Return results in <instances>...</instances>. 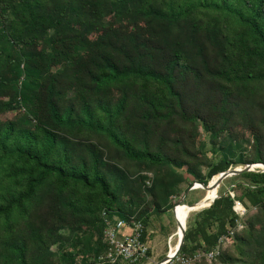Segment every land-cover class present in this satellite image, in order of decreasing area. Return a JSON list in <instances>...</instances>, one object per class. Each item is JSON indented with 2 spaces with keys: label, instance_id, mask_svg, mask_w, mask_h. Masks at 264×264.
Segmentation results:
<instances>
[{
  "label": "trees",
  "instance_id": "16d2710c",
  "mask_svg": "<svg viewBox=\"0 0 264 264\" xmlns=\"http://www.w3.org/2000/svg\"><path fill=\"white\" fill-rule=\"evenodd\" d=\"M198 123L215 151L250 130L239 162L264 164V0H0V264H55L64 245L95 264L105 214L147 240L172 199L237 164L205 160ZM226 182L181 254L220 245L204 263L232 264V243L264 264V172ZM236 201L256 215L241 221Z\"/></svg>",
  "mask_w": 264,
  "mask_h": 264
},
{
  "label": "rangeland",
  "instance_id": "374dc122",
  "mask_svg": "<svg viewBox=\"0 0 264 264\" xmlns=\"http://www.w3.org/2000/svg\"><path fill=\"white\" fill-rule=\"evenodd\" d=\"M16 116V112L7 113L2 115L3 119H12ZM239 138L241 140L240 143H235L233 141H230V139L225 136L221 139L219 146L215 149H213V145L210 142V135L209 133L202 127L201 123L197 124L196 130L194 132V136L196 138V143L198 150L202 153L205 160L207 159L209 163H216L220 158L221 154H228L229 158H232L237 162L236 165L232 166L231 168H240L244 167V164L239 162L240 156L242 154L244 156L250 157L251 156V132L247 129H240L238 131ZM215 151V152H214ZM201 171L203 174H206L209 171V165H202L200 166ZM181 173L185 175V177L188 179L189 182H191L194 178L189 175L185 170H181ZM147 176L151 177V174H147ZM234 178V177H233ZM148 184V182H147ZM225 187V189L228 191L231 188V183L226 182V184H221V186ZM193 186V185H192ZM191 186V187H192ZM190 187V188H191ZM187 188V186H185ZM189 188V189H190ZM221 190V187L218 189V195ZM205 190L203 189H195L192 191H187L186 193H182V195L179 198L172 199L173 203H187V204H195L196 202L202 200L205 197ZM216 193V189L214 191V196ZM184 199V200H183ZM185 206H190L186 204H182L176 208V215H177V221L179 223V219L183 211L186 209ZM175 207V206H174ZM181 210V213H178V210ZM199 212V211H198ZM197 213V212H191V214ZM257 210L253 207H249L247 209V213L241 218L242 219H248L249 217L256 215ZM179 214V215H178ZM178 227L176 220L174 218L172 210L165 214L161 215H154L151 217L150 223L148 225L147 229V241H149V245L151 247V260L154 262L161 261L167 256V253L170 249V242L171 246H175L178 241L177 235ZM67 232V231H65ZM226 248L229 249L227 252L230 256L234 258V262L232 264H243L241 261L242 257L238 255L237 250L233 246L232 243H227ZM54 251H57V256L53 259V262L55 264H84L83 259H87L92 261V256L90 254H87L83 257V255H77L71 262L70 259L67 260V258L64 257V252H72V248L69 246L64 245L61 248L53 247ZM204 261L198 263L203 264ZM205 264V263H204ZM214 264H223L222 262L216 261Z\"/></svg>",
  "mask_w": 264,
  "mask_h": 264
},
{
  "label": "built area",
  "instance_id": "2783aa9c",
  "mask_svg": "<svg viewBox=\"0 0 264 264\" xmlns=\"http://www.w3.org/2000/svg\"><path fill=\"white\" fill-rule=\"evenodd\" d=\"M232 196H234L233 193ZM239 206L241 209H239ZM234 210L240 218L247 213V209L238 201L235 202ZM104 224L103 241L106 245V250L102 256L98 257L95 264H114L117 261L136 264L143 260H146L144 264L156 263L148 256L149 252H151V247L149 241L143 239L145 228L142 222L134 219L125 221L118 216L111 217L105 214ZM222 242L223 239L220 240V244ZM219 249L220 245L207 253L195 252L189 256L179 253L162 264H198L202 261L212 263L219 254ZM169 251H171V242Z\"/></svg>",
  "mask_w": 264,
  "mask_h": 264
},
{
  "label": "water",
  "instance_id": "95a60500",
  "mask_svg": "<svg viewBox=\"0 0 264 264\" xmlns=\"http://www.w3.org/2000/svg\"><path fill=\"white\" fill-rule=\"evenodd\" d=\"M257 169H259V172H264V164L263 163H256V164H247V165H244V167H240V168H229L227 171H224L220 174L217 175V178L216 180H213L214 178H212V180L207 184H202V183H194L193 186L189 189V191H192V190H195V189H203L205 190V192H208L210 190H213V189H216L218 191V189L221 187V184L226 180V179H229V178H233V177H236L242 173H246V172H256ZM219 197V195L217 194L215 196L214 199H212L211 203L209 204V206H206V207H199L197 205H199V203L201 202L198 201L196 202L195 204L191 205V208H193L192 212H198V211H201L203 209H206V208H209L212 203ZM184 200V199H183ZM182 205L181 203H178L173 209H172V212H173V215H174V218L176 220V223H177V227L181 230V234H180V237H179V243L175 249V251L173 253H171V251H169V253L167 254V256L162 259L161 261L159 262H156L154 264H162L164 263L165 261L169 260L172 258V256L174 255H177L179 253L182 252L183 248H184V245H185V237H186V230H187V221H186V225H181L178 223L177 221V215H176V208L178 206ZM190 214L188 215L187 219L189 218Z\"/></svg>",
  "mask_w": 264,
  "mask_h": 264
},
{
  "label": "bare ground",
  "instance_id": "6f19581e",
  "mask_svg": "<svg viewBox=\"0 0 264 264\" xmlns=\"http://www.w3.org/2000/svg\"><path fill=\"white\" fill-rule=\"evenodd\" d=\"M215 177H217V176H215ZM214 180H216V179H214ZM214 191H215V189L206 192L205 193L206 194L205 197L201 200V202L197 206H199V207L209 206V204L211 203L212 199H214L215 196L218 194V191L216 190V193H215V196H214ZM185 208L186 209L183 211V213L181 214L180 219H179V224H181V225H186L187 217L193 211L192 210L193 208H191V205L190 206H185ZM239 209H241L240 206H239ZM178 213L179 214L181 213L180 209L178 210ZM180 234H181V230L178 228L177 235H176L178 237V241H177V244H175V246H171V253H173L175 251V249H176V247H177V245L179 243Z\"/></svg>",
  "mask_w": 264,
  "mask_h": 264
}]
</instances>
